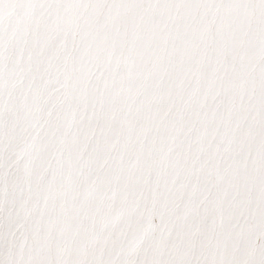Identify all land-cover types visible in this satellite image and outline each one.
Returning <instances> with one entry per match:
<instances>
[{"label":"snow or ice","instance_id":"obj_1","mask_svg":"<svg viewBox=\"0 0 264 264\" xmlns=\"http://www.w3.org/2000/svg\"><path fill=\"white\" fill-rule=\"evenodd\" d=\"M0 264H264V0H0Z\"/></svg>","mask_w":264,"mask_h":264}]
</instances>
